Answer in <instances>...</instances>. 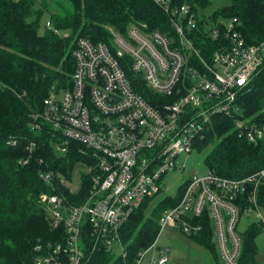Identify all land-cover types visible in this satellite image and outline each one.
I'll use <instances>...</instances> for the list:
<instances>
[{"label":"built area","instance_id":"2783aa9c","mask_svg":"<svg viewBox=\"0 0 264 264\" xmlns=\"http://www.w3.org/2000/svg\"><path fill=\"white\" fill-rule=\"evenodd\" d=\"M151 1L167 16L174 38L148 30L146 24H131L125 33L107 27L109 43L77 38L71 87L52 89L42 101V110L31 115V129H47L57 156L76 143L89 159L80 162L78 183L72 180L74 171L68 178L42 169L47 191L40 202L50 226L63 227V240L38 245L33 264H82L88 239L93 249L114 253L118 248L124 256L121 226L144 199L159 196L166 172L185 168L184 157L212 126L214 115L229 118L238 137L249 142L264 134V124L242 117L238 102L264 67V40L249 44L238 17L219 18L210 22L207 34L212 39L222 34L223 41L208 62L190 37L199 20L190 4ZM45 25L52 26L49 21ZM127 70L155 94L152 102L133 88ZM9 143L15 140L9 138ZM82 173L89 176L90 187L85 198L74 204L66 191L77 194ZM263 178L264 169L243 178L222 177L212 169L188 176L179 202L161 212L157 237L139 252L135 264L150 252L148 264H169V248L157 246L160 232L168 227L195 235L202 224L192 219L204 214L222 263L238 264L241 219L254 218L264 229V209L257 202V186ZM247 185L251 189L243 206L237 196Z\"/></svg>","mask_w":264,"mask_h":264},{"label":"trees","instance_id":"16d2710c","mask_svg":"<svg viewBox=\"0 0 264 264\" xmlns=\"http://www.w3.org/2000/svg\"><path fill=\"white\" fill-rule=\"evenodd\" d=\"M68 1L70 8L56 0H0V264H33L38 245L63 240V227L50 226L40 202L42 192L47 191L41 172L53 169L70 178L76 164L89 159L79 152L76 143H71L66 154L57 156L47 129L32 130L30 121L34 112L42 110V101L52 89L71 87L76 39L109 43L107 27L125 33L131 23L146 24L148 30L175 37L167 16L151 0ZM181 1L190 4L199 17L190 37L208 62L223 41L222 34L216 39L207 34L210 22L219 18L238 17L240 31L249 44L264 40V0H225L227 4L212 13L203 12L210 0ZM47 21L50 28L45 25ZM127 75L133 88L152 102L156 96L139 76L128 70ZM238 102L243 118L264 124V67L238 96ZM237 134L229 118L222 114L212 117V126L193 143L194 150L203 153L207 169L227 178H243L264 169V134L257 142ZM9 138L15 144L9 143ZM31 142L34 145L29 150ZM23 159L27 162L20 163ZM80 181L77 194L66 191L74 204L85 198L90 187L87 174L82 173ZM187 183L183 181L173 196L146 198L134 209L119 231L124 256L93 249L88 239L82 264H135L139 252L156 239L161 212L179 202ZM250 189L247 185L246 191L237 196V203L248 204L245 197ZM257 202L264 209V178L257 186ZM247 219L251 220L244 230L238 226V264H264L257 259L256 242L264 229L254 218ZM192 221L201 222L202 230L188 238L212 253L213 264H223L209 219L204 214Z\"/></svg>","mask_w":264,"mask_h":264},{"label":"rangeland","instance_id":"374dc122","mask_svg":"<svg viewBox=\"0 0 264 264\" xmlns=\"http://www.w3.org/2000/svg\"><path fill=\"white\" fill-rule=\"evenodd\" d=\"M64 3L65 6L71 7L68 0H56ZM211 4L206 7L204 13H212L219 7L227 4L225 0H210ZM200 15L201 12L199 11ZM134 24L135 23H131ZM185 168L178 170L172 169L166 172L161 181V192L157 198L164 195H175L177 193L179 185L192 174H201L207 170L206 166L203 165V153H199L196 150L191 151L188 156L184 157ZM82 165L80 162L76 164L74 172L72 174V180L74 183L79 181V172ZM251 219L243 218L239 223V227L244 230L250 223ZM257 246L259 253L257 255L258 261H264V231L258 236ZM197 244V243H196ZM189 238L185 237L179 230H173V228H165L160 232L157 240V246L169 247L170 248V261L169 264H213V255L205 247L196 245ZM143 251V250H142ZM114 254L119 255L121 252L118 248L114 249ZM151 252L148 253L142 260L141 264H147Z\"/></svg>","mask_w":264,"mask_h":264},{"label":"crops","instance_id":"0c3cea01","mask_svg":"<svg viewBox=\"0 0 264 264\" xmlns=\"http://www.w3.org/2000/svg\"><path fill=\"white\" fill-rule=\"evenodd\" d=\"M173 230H178L177 228H173ZM185 237H187L188 238V236L187 235H184ZM192 241V240H191ZM193 242V241H192ZM194 243V242H193ZM196 244V243H195ZM197 245V244H196ZM169 248V247H168ZM170 248H169V253H170ZM169 260H170V256H169ZM148 264V263H147Z\"/></svg>","mask_w":264,"mask_h":264}]
</instances>
